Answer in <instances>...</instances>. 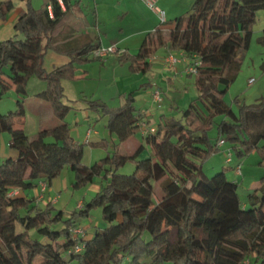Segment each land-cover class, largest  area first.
<instances>
[{"label":"trees","instance_id":"trees-1","mask_svg":"<svg viewBox=\"0 0 264 264\" xmlns=\"http://www.w3.org/2000/svg\"><path fill=\"white\" fill-rule=\"evenodd\" d=\"M24 1L26 8L14 24L18 32L0 40V97L10 87L25 96L31 77L43 79L47 86L36 96L51 104L59 123L30 137L22 100L16 110L0 112V134L9 133L10 148L19 152L0 162V264H242L246 259L264 264V174L245 206L226 167L212 176L203 169L224 135L237 157L258 148L264 163V129L251 128L264 122V98L241 104L238 111L225 100L264 0H193L186 15L167 21L169 37L155 28L136 53L123 55L129 70L137 73L151 70L148 58L161 47L199 58V95L180 116L161 117L156 131L144 134L130 153L120 145L140 130L133 92L117 108L96 102L109 114L107 127L118 142L92 165L82 162L84 144L71 135L65 120L71 106L64 102L63 79L74 77L75 63L89 62L88 54L100 45L87 39L80 44L58 40L55 32L71 0H62L65 8L60 0L41 8ZM13 8L14 0H0L1 17ZM260 39L264 43V30ZM49 51L65 53L69 63L48 70ZM5 66L10 67L8 78L2 77ZM218 115L224 119L217 122ZM213 126L218 131L215 142L209 133ZM128 161L135 162L134 171L121 172ZM65 166L75 172L76 187L93 183L97 176L106 180L66 218L51 201L40 206L34 198L12 194L41 180L51 185ZM98 206L107 225L88 231L83 222ZM76 227L84 228L85 235L75 236L71 229Z\"/></svg>","mask_w":264,"mask_h":264},{"label":"rangeland","instance_id":"rangeland-1","mask_svg":"<svg viewBox=\"0 0 264 264\" xmlns=\"http://www.w3.org/2000/svg\"><path fill=\"white\" fill-rule=\"evenodd\" d=\"M32 2L35 8H39L42 0H32ZM84 2L87 4L91 3V8L86 6L81 13L78 12L75 15L72 13L70 15V20L79 16L81 24L77 25L78 30L77 28L73 29V33L69 37L75 38L77 36L75 34L76 31L80 33L84 30H91L93 26L86 22V17L89 16L92 21L95 20L98 22L97 12L102 28L106 27L110 30L118 29L121 23L116 19V13L121 9L130 7L129 1L126 0L121 4H116L115 0H99L98 5L95 3V0H84ZM192 2L193 0H157V3L166 10L168 22L174 20L176 17L186 15ZM21 4L26 6L24 0H14V8L5 18L0 16V40L13 37L18 32L14 27L16 21H11V16L21 8ZM138 4L134 6L135 8L133 7V11H140L142 16L145 17L146 25L143 26L149 27L150 25L161 23L156 13L148 5L145 3ZM135 23L137 22L131 21L128 24L129 30L132 31L137 27ZM161 27L165 36L169 37L170 25L164 24ZM263 30L264 9H259L253 25L251 44L243 53L241 69L225 94L226 102L235 111L239 110L241 104H254L261 98H264V43L260 39ZM92 62L75 63L74 77L63 79L66 94L64 102L71 106L65 120L69 123L71 135L84 144L82 162L87 165H92L112 152L114 150V143L118 142L117 135L111 133L107 127L110 117L109 114L102 107L96 105V102L105 103L112 109L117 108L124 102L125 97L130 92H133L135 97L134 105L138 108H146L150 99H153L152 94L149 95V88L155 87L161 91L163 102L160 105L155 104V115L160 117L162 113H166L170 117L174 115L180 116L182 110L186 109L190 102L195 100L199 95L195 74L181 71L175 75L176 79L173 80L171 78L166 79V75L164 76L163 74L155 73L153 75L151 71L147 73L131 72L127 64L125 67L120 68L118 72H115L113 67L107 69L105 66L101 67L102 71H100L99 67H97L98 63L95 65ZM10 73V67L5 66L2 77L8 78ZM250 78L255 79L252 84H249ZM148 83H152V85L149 87ZM46 85L45 80L38 77H31L28 81L27 95H19L14 87H10L0 97L1 113H9L10 111L16 110L19 100L24 102L26 111L24 127L30 137L36 135L38 131L44 128L54 127L59 123L51 104L47 100L36 96V93L44 89ZM222 119H224L223 115H218L215 118L217 122ZM251 128L254 132H260L264 129V122L261 124L254 123ZM89 129L92 130L90 135H88ZM209 133L213 142H215L218 136L217 127L213 126ZM5 134L9 136V133L6 132ZM222 137L226 139L224 147L229 146L231 141L225 135ZM141 141V135L137 131L133 139L126 140L120 145V148L123 152L130 153L135 151ZM262 144L263 140L259 142V145ZM223 149L220 146V149L205 161L203 169L208 175L212 176L225 166L227 177L231 180L238 181V191L242 200H248L249 193L255 190L264 174V163H262L263 157L261 152L257 148L244 157L239 158L236 155L235 149L231 146L233 163H229L226 161L228 157L227 150L223 151ZM140 157H145V152ZM238 159L242 166V174H237L236 170L232 167ZM134 169L135 162L128 161L121 168V172L132 173ZM58 178L62 184L60 191L59 188L58 190L50 191L49 196L51 197L43 198L41 203L44 206L47 202H52V199L57 198L53 204L58 211H62V215L65 218L80 208L78 206L79 201H87L95 195L97 190L92 188L93 183L100 185L101 181H104L103 183L106 182L105 179L97 176L93 183L76 187L73 184L75 181V172L68 166L63 168ZM37 187L39 188V186H36L26 191L30 192ZM46 194L48 195L47 192ZM85 221L90 225V229H94L96 225L101 228L107 225V222L103 218L102 207L100 206L93 208L90 216ZM149 261L147 260V263L156 264Z\"/></svg>","mask_w":264,"mask_h":264},{"label":"crops","instance_id":"crops-1","mask_svg":"<svg viewBox=\"0 0 264 264\" xmlns=\"http://www.w3.org/2000/svg\"><path fill=\"white\" fill-rule=\"evenodd\" d=\"M98 1L95 0V3H97V5H98ZM100 1H102V0H100ZM126 1H129L130 5L129 4L128 5L130 7L125 8V9H121L118 13H116V19L119 20L121 23L118 29H113V30L111 29L110 30L109 28H106V27L102 28L100 20H99V14L96 10L97 16H98V18H97L98 22H96L95 20L92 21V19L89 16H87L86 22L91 24L93 26V28L91 30L89 29V30L81 31L80 33L76 31L75 34L77 36L75 38H73V37H69V36L73 33L72 32L73 29L74 28L76 29L77 25L81 24V21L79 20V16L70 20V15L72 13H74V15L77 14L78 12L81 13V11L84 10V7H86V6L87 7L89 6L91 8V3L87 4L86 2H84V0H71L70 11L66 15V17L63 19V21L60 23V25L58 26V28L55 32V34L58 36V40H61L60 42H65L66 40H71V41H74L73 42L74 44L75 43L80 44L85 39H87V40H93L95 43H98L100 46H103V45L107 46V45L116 43L118 45V47H120L121 49H126V51H127L126 55L127 56L136 53L138 51V49L140 48L141 43L144 40L147 33L150 31H153L152 29L153 28L155 29V27H161V24L156 23V24L150 25L149 27L143 26V25H146V22L144 20L145 17L142 16L140 11L134 12L133 7L137 6V3H139L138 5H140V3H145V2H143V1L141 2V0H126ZM47 2H48V0H42V3H41L39 8H41ZM122 2L124 3V0H115L116 4H121ZM23 4H24V2H23ZM62 6H63V8H65L64 3ZM20 7L21 8L15 14H13L11 16V21L15 22L19 16L20 12L23 9H25L26 6L25 5L23 6L21 4ZM161 7H163V6H161ZM83 13H84V11H83ZM131 21L137 22V23H135V24H137L136 25L137 27H135L132 31L129 30V27H128L129 26L128 24ZM77 30H78V28H77ZM92 34H93V36H91ZM122 56L123 55L119 56V55L113 54V55L108 56L107 59H102V58L93 57L91 53L88 54L90 61H93L95 63V65L98 63L97 67H99L100 71H102L101 67L105 66L107 69H109L110 67H113L115 72H118V70L120 68L125 67L126 64L128 65V68H129V63L123 61ZM170 56H173L175 58V61L174 60L168 61V58H170ZM69 61H70V57L68 55H66L65 53L56 52V51H49V53L47 54V57H46L45 65H46L48 70H51L52 68H54L56 66L65 65V64L69 63ZM95 61H99V62H95ZM148 62H150L152 65L150 71L152 72L153 75L155 73L160 74V75L163 74L164 76L166 75V79L171 78L173 80L176 79L175 75H177L181 71L186 72V67L188 65V59L186 58V56L184 55V52L182 50H173V49H169L168 47H161L160 49H158V51H156L150 58H148ZM148 84H149V87L152 85V83H148ZM148 84H146V85L148 86ZM154 89H156V88L155 87H151V89L149 88V95H151L153 93ZM162 103L163 102H161V104ZM155 104L156 103L153 102V99L152 100L150 99V102H149V104H147L148 106L146 108H138L135 106L137 108L138 112L141 113V120H140L141 123L146 122L149 125H155L156 126L161 117H163V116L169 117L166 115V113H162L160 117H157V115H155V111H156L155 110L156 109ZM24 129H25V127H24ZM5 133L6 132L0 134V142H1L0 143V156H1V160H4L8 157L16 158L19 155V152L16 149L10 148V146H9L10 135L7 136ZM139 133H140L141 139L143 141V128H142V126H140ZM133 137L134 136H132L129 139H133ZM224 145L221 146L222 148H224L223 151L231 149V146H232L231 144L227 147H224ZM226 161L229 163H231V162L233 163V156H232L230 161H228V157H227ZM239 163H240V160L238 159V161L235 162V164L232 165V167L235 169V166ZM223 167H225V166H223ZM231 181H236V180H231ZM60 186H62V184L60 183L59 178L58 177L54 178L52 181V184L49 185L47 190H46L48 195L45 193L44 198L51 197V196H49L50 191L52 192V191L58 190V188L60 191ZM100 186H101V184L100 185L94 184V183L92 184V188L94 190H97V191L100 189ZM257 187H258V185L256 186V188ZM13 191H15L16 194L25 195L28 199L29 198L36 199V196L38 195V192L40 191V189L37 187L34 190H31L30 192H27L26 190L23 191L20 189H15ZM253 191H251V192H253ZM56 200H57V198L52 199V202L54 203ZM41 202H38L37 204H39L40 206H43ZM82 202H83L82 200L79 201L78 206H81ZM243 203L245 206H248V200H245V201L243 200ZM83 225L88 227V231H92V229H90V227H89L90 225L86 221L83 222Z\"/></svg>","mask_w":264,"mask_h":264},{"label":"built area","instance_id":"built-area-1","mask_svg":"<svg viewBox=\"0 0 264 264\" xmlns=\"http://www.w3.org/2000/svg\"><path fill=\"white\" fill-rule=\"evenodd\" d=\"M150 9H152L158 16V18L160 19V24L164 25L167 23L168 19H167V12L164 8H162L158 3L157 0H143ZM60 3L63 5V1L60 0ZM50 10V14H52L51 12V7H49ZM127 51L126 49H121L120 47H118V45L116 43L114 44H110V45H103V46H99L98 48H96L93 52H91L92 56L95 58H102V59H107L108 56L110 55H124L126 54ZM184 55L186 56V58L188 59V65L186 67V72L189 74H197L198 72V66L201 64V61L199 60V58L195 57L193 59H190L185 53ZM175 61V58L173 56H170V58H168V61ZM255 81L254 78H250L249 79V84H252ZM153 96V102L156 104H161L162 102V94L161 91L159 89H156L153 91L152 93ZM140 126H142L143 128V133H148V132H155L156 131V126L155 125H149L146 122H142L140 123ZM91 129L88 130V135H90L91 133ZM226 143V139L224 137H221L218 141V146H223ZM227 155H228V161L231 160L232 158V151L231 149L227 150ZM235 170L237 174H242V166L241 164H237L235 166ZM38 186L40 188V191L38 192V195L36 196V202H41L43 200V198L45 197V193L46 190L48 188V182L45 180H41L38 183ZM15 191H12V194H15ZM73 234H75V236H84L85 235V231L84 228L82 227H76V228H72L71 229ZM82 249V246L78 245L76 247L77 251H80ZM242 264H250V259H246Z\"/></svg>","mask_w":264,"mask_h":264}]
</instances>
